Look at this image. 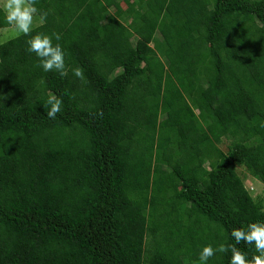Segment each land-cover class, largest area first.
I'll use <instances>...</instances> for the list:
<instances>
[{"label": "trees", "instance_id": "obj_1", "mask_svg": "<svg viewBox=\"0 0 264 264\" xmlns=\"http://www.w3.org/2000/svg\"><path fill=\"white\" fill-rule=\"evenodd\" d=\"M122 1L37 0L0 42V264H193L264 221L237 173L264 185V0ZM37 33L67 76L37 67Z\"/></svg>", "mask_w": 264, "mask_h": 264}, {"label": "clouds", "instance_id": "obj_2", "mask_svg": "<svg viewBox=\"0 0 264 264\" xmlns=\"http://www.w3.org/2000/svg\"><path fill=\"white\" fill-rule=\"evenodd\" d=\"M37 0H0V11L4 13L6 23L12 26L17 34L29 36L32 32L34 17L38 14L36 7ZM47 13H40V20L43 22ZM53 38L56 41L61 39V34L53 33L51 36L43 33H37L31 36L27 41V50L35 53L38 58L37 67L44 72H57L61 77L68 75L65 66V53L59 43L53 44ZM73 75L80 80H84L83 69L76 67L72 69ZM63 101L54 94H49L45 101L47 107V117L55 119L57 113L62 109ZM99 117L103 112L97 113ZM264 212V209L261 210ZM235 240V244L221 243L217 247L212 245L202 246L198 261L193 264H207V262L217 253H231L230 264H264V221L251 222L246 227L233 228L230 233ZM243 242L246 245H252L255 254L250 258L247 253L241 251L237 245Z\"/></svg>", "mask_w": 264, "mask_h": 264}, {"label": "rangeland", "instance_id": "obj_3", "mask_svg": "<svg viewBox=\"0 0 264 264\" xmlns=\"http://www.w3.org/2000/svg\"><path fill=\"white\" fill-rule=\"evenodd\" d=\"M120 5L122 6V8H125L122 0H120ZM16 35L18 34L13 27L5 29V31H0V42L2 39L4 40L7 37H13ZM227 145L228 143L224 142L223 144H221V149L226 150ZM237 173L240 176L248 193L254 199L262 201V204L264 206V185L260 183L256 178L252 177L244 168L238 167Z\"/></svg>", "mask_w": 264, "mask_h": 264}, {"label": "crops", "instance_id": "obj_4", "mask_svg": "<svg viewBox=\"0 0 264 264\" xmlns=\"http://www.w3.org/2000/svg\"><path fill=\"white\" fill-rule=\"evenodd\" d=\"M116 1L120 3V0H116Z\"/></svg>", "mask_w": 264, "mask_h": 264}]
</instances>
